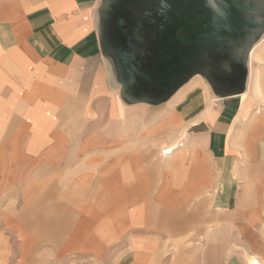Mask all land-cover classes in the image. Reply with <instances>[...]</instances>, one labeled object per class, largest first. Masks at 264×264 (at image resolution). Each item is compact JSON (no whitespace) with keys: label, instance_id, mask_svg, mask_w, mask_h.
I'll list each match as a JSON object with an SVG mask.
<instances>
[{"label":"crops","instance_id":"crops-1","mask_svg":"<svg viewBox=\"0 0 264 264\" xmlns=\"http://www.w3.org/2000/svg\"><path fill=\"white\" fill-rule=\"evenodd\" d=\"M99 3L0 0V210L17 195L24 212H53L37 227L55 228L70 264H156L197 235L199 264H263L264 206L239 219L264 147L251 86L198 84L176 104L127 105L105 62ZM259 28L247 35L250 77ZM239 237L247 262L231 252Z\"/></svg>","mask_w":264,"mask_h":264},{"label":"rangeland","instance_id":"rangeland-1","mask_svg":"<svg viewBox=\"0 0 264 264\" xmlns=\"http://www.w3.org/2000/svg\"><path fill=\"white\" fill-rule=\"evenodd\" d=\"M256 22H264V0H100L98 10L105 62L115 85L125 93L127 105L141 100L153 105L170 100L176 104L187 90L198 84L207 87L215 83L224 91L251 86V93L259 103L258 117H264V36L255 49L258 54L254 57L253 77L247 66V35ZM177 145L163 148L162 154H171ZM262 148L261 160L248 165L254 177L245 181L250 185L254 181V191L244 194L239 209L242 221L264 206ZM9 206L12 209L0 210V264L76 261L57 252L56 245L61 244L53 242V226L37 227L43 220L54 222L53 212H24L17 195ZM63 229L57 228L58 235ZM255 229L264 245L263 215L259 214ZM179 238L175 235V240ZM192 239L174 241L165 250L168 257L154 261L199 264L204 238L197 235ZM238 241L237 248L231 252L246 261L240 237Z\"/></svg>","mask_w":264,"mask_h":264},{"label":"water","instance_id":"water-1","mask_svg":"<svg viewBox=\"0 0 264 264\" xmlns=\"http://www.w3.org/2000/svg\"><path fill=\"white\" fill-rule=\"evenodd\" d=\"M262 23V22H261ZM261 23L260 22H256L255 24H254V28L252 29V31H254V33H256V31L258 30V28H259V26L261 25ZM260 29V28H259ZM252 31H250L249 33H250V35H251V33H252ZM102 43H103V41H102ZM238 82H241V81H238ZM211 85H213V86H216V87H219V88H221L222 89V86H218V84H215V83H210ZM244 87L245 86H243V87H241V88H239L238 90H244ZM238 90H236V91H238ZM226 91V90H225ZM122 95H123V98H125V93L124 92H122ZM169 97V96H168ZM142 102H149L148 100H141ZM138 102V101H137ZM149 103H151V102H149Z\"/></svg>","mask_w":264,"mask_h":264},{"label":"bare ground","instance_id":"bare-ground-1","mask_svg":"<svg viewBox=\"0 0 264 264\" xmlns=\"http://www.w3.org/2000/svg\"><path fill=\"white\" fill-rule=\"evenodd\" d=\"M247 264H262V263L257 258L251 256V258L248 259Z\"/></svg>","mask_w":264,"mask_h":264},{"label":"built area","instance_id":"built-area-1","mask_svg":"<svg viewBox=\"0 0 264 264\" xmlns=\"http://www.w3.org/2000/svg\"><path fill=\"white\" fill-rule=\"evenodd\" d=\"M165 154H167L166 152H164Z\"/></svg>","mask_w":264,"mask_h":264}]
</instances>
